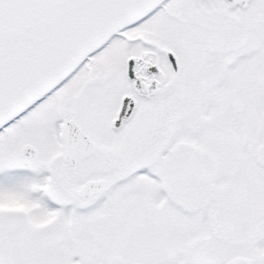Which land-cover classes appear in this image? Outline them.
I'll return each instance as SVG.
<instances>
[{
	"label": "snow or ice",
	"instance_id": "snow-or-ice-1",
	"mask_svg": "<svg viewBox=\"0 0 264 264\" xmlns=\"http://www.w3.org/2000/svg\"><path fill=\"white\" fill-rule=\"evenodd\" d=\"M0 264H264V0H0Z\"/></svg>",
	"mask_w": 264,
	"mask_h": 264
}]
</instances>
